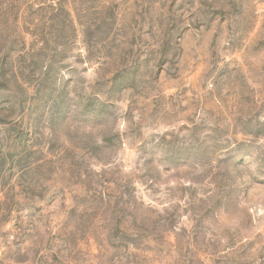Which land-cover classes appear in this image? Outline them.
I'll list each match as a JSON object with an SVG mask.
<instances>
[{
  "label": "rangeland",
  "instance_id": "374dc122",
  "mask_svg": "<svg viewBox=\"0 0 264 264\" xmlns=\"http://www.w3.org/2000/svg\"><path fill=\"white\" fill-rule=\"evenodd\" d=\"M0 264H264V0H0Z\"/></svg>",
  "mask_w": 264,
  "mask_h": 264
}]
</instances>
